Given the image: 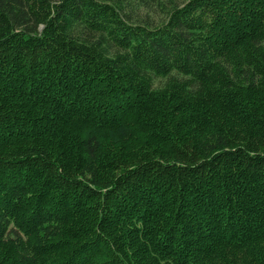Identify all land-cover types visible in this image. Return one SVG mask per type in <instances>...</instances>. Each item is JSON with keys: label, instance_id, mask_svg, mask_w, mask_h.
Returning <instances> with one entry per match:
<instances>
[{"label": "trees", "instance_id": "obj_1", "mask_svg": "<svg viewBox=\"0 0 264 264\" xmlns=\"http://www.w3.org/2000/svg\"><path fill=\"white\" fill-rule=\"evenodd\" d=\"M0 264H264V0H0Z\"/></svg>", "mask_w": 264, "mask_h": 264}, {"label": "rangeland", "instance_id": "obj_2", "mask_svg": "<svg viewBox=\"0 0 264 264\" xmlns=\"http://www.w3.org/2000/svg\"><path fill=\"white\" fill-rule=\"evenodd\" d=\"M143 12H141V14H142ZM149 16L150 17H154V15H152V14H149ZM143 17H144V13H143ZM151 78H152V81H153V85L154 86H156V85H159L158 83H160V81L157 79V78H155V77H153V76H151Z\"/></svg>", "mask_w": 264, "mask_h": 264}]
</instances>
